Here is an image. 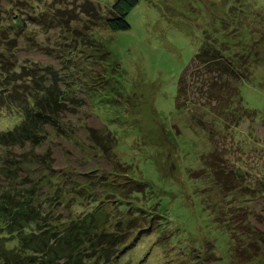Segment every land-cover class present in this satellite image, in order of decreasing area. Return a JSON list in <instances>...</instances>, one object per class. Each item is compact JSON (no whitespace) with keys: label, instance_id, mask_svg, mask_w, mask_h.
<instances>
[{"label":"rangeland","instance_id":"374dc122","mask_svg":"<svg viewBox=\"0 0 264 264\" xmlns=\"http://www.w3.org/2000/svg\"><path fill=\"white\" fill-rule=\"evenodd\" d=\"M92 1L107 12L116 0ZM252 1L264 7V0ZM234 3L139 0L130 9L129 30L113 31L98 20L88 23L91 30L87 31V18L81 15L69 27L58 21L42 19L40 25L27 20L29 11L52 18L57 8L66 7L54 0H24L13 11L0 0V22L16 14L27 21L24 41L18 42L21 59L59 66L56 59L34 51V39L36 44L55 48L75 37L82 44L84 36L98 49L91 48L87 54L95 58L102 54L110 63L105 68L109 86L93 89L91 101L79 114L87 127L103 128V142L97 147L85 127L76 132L64 129V138L50 135L54 144L39 151L52 145L55 163L52 172H44L40 189L52 186L54 201L62 193H71L56 217L79 220L86 227L98 225L100 231H127L131 243L150 223L155 233L137 239L120 264L140 260L142 264H264V65L255 66L253 81L240 87L245 106L257 113L255 122L249 118L227 130L210 108L194 106L187 112L176 108L179 78L202 44L204 31L228 18ZM2 30L15 35L3 25L0 41L5 35ZM18 122L3 118L0 130H10ZM204 128L211 129L212 135ZM216 145L225 168L239 171L241 187L230 190L229 196L204 166V158ZM25 167L34 178L42 170L37 163ZM136 186L140 197L133 194ZM118 203L144 208L146 218L129 231L132 209L122 211ZM47 226L43 221L42 228Z\"/></svg>","mask_w":264,"mask_h":264},{"label":"trees","instance_id":"16d2710c","mask_svg":"<svg viewBox=\"0 0 264 264\" xmlns=\"http://www.w3.org/2000/svg\"><path fill=\"white\" fill-rule=\"evenodd\" d=\"M5 1L6 8L12 11L24 2ZM54 2L66 7L57 8L52 18L46 13L29 11L27 20L40 25L42 19L50 23L58 21L69 27L81 15L87 18V31L91 30L87 24L98 20L113 31H127L131 28L130 9L135 8L139 0H116L107 12L92 0L75 4L68 0ZM72 8L79 12H72ZM26 24L17 14L0 22V27L6 25L15 33L10 35L7 29L2 30L5 39L0 41V70L3 69L0 71V122L3 118L19 121L10 130H0V264H120L122 257L136 247L137 239L155 233L150 223L140 229L139 236L131 243L126 238L127 231H100L98 225L86 227L87 224L81 225L79 220L74 223L56 217L71 193H62L54 201L52 186L40 189L45 182L44 172H52L55 163L52 145L39 151L50 142L54 144L50 135L64 138L67 134L64 129L76 132L77 128L85 127L97 147L103 142V128L87 127L79 114L88 99L91 101L93 89L104 90L109 86L105 68L110 63L102 54L97 58L87 54L91 48L96 52L98 49L78 30L74 32L83 36L82 44L79 40L75 42V37L53 48L36 44L34 39V51L56 59L59 66L34 58L21 59L18 42L24 41L22 29ZM260 64L264 65V7L252 0H235L228 18H222L213 30L204 31L202 44L179 78L176 108L184 112L194 106L210 108L227 130L249 118L255 122L257 113L245 106L240 87L243 82L253 81V68ZM204 129L212 135L211 129ZM215 147L204 158V166L229 196L230 190L241 187L239 171L227 170L218 146ZM26 163L40 165L42 170L37 178L28 173ZM136 189L133 194L140 197V188L136 186ZM118 207L122 211L132 209L135 215L134 220L133 216L129 218V231L138 220L146 218L142 207L131 208L125 204ZM43 221L48 223L46 229L42 228Z\"/></svg>","mask_w":264,"mask_h":264}]
</instances>
